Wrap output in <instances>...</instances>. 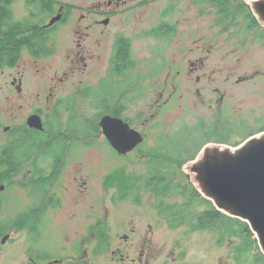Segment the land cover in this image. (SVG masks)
Segmentation results:
<instances>
[{
    "label": "flooded vegetation",
    "instance_id": "1",
    "mask_svg": "<svg viewBox=\"0 0 264 264\" xmlns=\"http://www.w3.org/2000/svg\"><path fill=\"white\" fill-rule=\"evenodd\" d=\"M189 1L211 20L178 24L176 0H169L154 24L124 30L136 0H0V230L3 221L16 228L25 222L27 264H91L87 241L113 264H149L150 239L142 240L134 226L107 242L108 191L114 186L117 201L138 204L141 193L151 192L146 171L183 173L204 148L235 147L264 132V122L239 130L242 124L234 128L229 120L230 108L244 102L242 96L232 101V91L264 72L230 70L222 44V36L248 48L263 42L264 25L247 0ZM135 104L143 106L139 113ZM147 115L175 118L157 123L151 135ZM111 118L137 130L142 141L118 152L108 139L111 128L103 126ZM133 152L143 164L129 181L133 175L124 172ZM157 213L175 228L172 214ZM55 221L70 227L64 257L35 247Z\"/></svg>",
    "mask_w": 264,
    "mask_h": 264
},
{
    "label": "rangeland",
    "instance_id": "2",
    "mask_svg": "<svg viewBox=\"0 0 264 264\" xmlns=\"http://www.w3.org/2000/svg\"><path fill=\"white\" fill-rule=\"evenodd\" d=\"M136 0L138 8L134 12L124 16V30H128L131 27H137L141 25L154 24L157 20L158 13L162 7L169 2V0ZM175 0H172L174 3ZM247 6L252 9V0L246 1ZM161 8V9H160ZM197 5H191L189 0H176L175 12L172 17L178 24H204L206 21L211 20L213 15L206 12L205 9H200ZM254 13V12H253ZM206 14H209L206 16ZM202 15L205 18H202ZM186 17V19H185ZM263 24V23H262ZM224 50L230 52V59L225 58L227 68L230 70L236 69H248L251 67H260L264 72V40L257 39L256 42L249 45V48L243 45L226 43L222 36ZM147 42L152 43V40H136V43L141 44ZM220 45V44H219ZM238 46V47H237ZM232 47H237L234 50H229ZM177 48H179L177 46ZM245 49V51H244ZM239 61L237 58L240 53H243ZM261 75V77L259 76ZM259 76V77H257ZM253 80L249 81L246 86H239L236 90L232 91V101L239 100V97H243L244 102L240 105L239 109L230 108L229 120L234 125V128H238L242 124L239 130L246 128L245 126L259 125L264 122V75L258 74ZM151 101L145 102L144 107H149ZM143 106L135 104L131 107L136 112H140ZM177 113H180L177 111ZM149 120L148 126L150 128V134L155 133V125L162 122H173V116H167L166 118H151L150 115L145 116ZM256 129V127H254ZM234 136V135H233ZM243 134H239L238 139H242ZM230 143L236 140H230ZM226 144V143H225ZM226 147L232 146L226 144ZM225 148V147H224ZM234 148V147H230ZM128 169L130 172H124V176L133 175L129 181L133 180L136 176L141 175L142 162L138 160V153L133 152L127 159ZM134 171V172H131ZM183 182L186 185L190 184L197 187V183L194 179L193 173L189 170L180 174L176 179ZM99 188L97 192L99 195L103 194L102 187L98 183ZM151 190V189H150ZM112 196V203L108 202V215L111 219V223L108 222L107 229V242L113 244L114 236L118 234H128L129 228L134 226L139 231L141 239L149 238L150 241L147 245H150L151 260L149 264H237V256L242 245V240L237 235H223L219 240L218 235L210 229L197 228L186 226L181 224L175 228H170L167 225L166 219H161L158 216V211L162 207H172L180 204L183 200V196L174 195L166 197L158 203V193L153 190L143 192L140 194V203L135 204L130 200H124V202L117 201L115 195L118 190L114 186L108 191ZM9 208L13 209L12 204H8ZM160 206V207H159ZM200 208H204L202 205ZM5 227L0 230L2 233L10 231L6 243L1 244L2 235H0V264H27V251L29 242L26 237V225L25 222H21V227L16 228L13 221H3ZM24 223V225H23ZM9 225V226H6ZM122 224V225H121ZM9 228V229H8ZM67 223H61L60 221L53 222L52 228L45 229L42 232L41 238L38 240V245L41 249L48 250V252L54 256L64 257L66 248L64 243L67 242L69 236ZM148 229V231H147ZM64 233V234H63ZM97 243L100 238V231L98 232ZM255 237L252 236V238ZM253 240V239H252ZM257 240V239H256ZM123 241V239H121ZM125 242V240H124ZM258 244V242H257ZM259 246V245H258ZM86 249L87 257H90L89 263L91 264H113L109 259V254L101 253L99 251L96 254L92 253L93 244L88 241L84 245ZM261 251L260 247L253 249V253ZM262 252V251H261ZM39 261H44V258H39Z\"/></svg>",
    "mask_w": 264,
    "mask_h": 264
},
{
    "label": "water",
    "instance_id": "3",
    "mask_svg": "<svg viewBox=\"0 0 264 264\" xmlns=\"http://www.w3.org/2000/svg\"><path fill=\"white\" fill-rule=\"evenodd\" d=\"M251 6L264 25V0H253ZM103 126L111 128L108 139L120 153L142 141V135L120 119H106ZM190 171L201 195L218 210L248 223L264 254V132L247 137L234 148H204ZM8 237L4 235L1 242Z\"/></svg>",
    "mask_w": 264,
    "mask_h": 264
},
{
    "label": "trees",
    "instance_id": "4",
    "mask_svg": "<svg viewBox=\"0 0 264 264\" xmlns=\"http://www.w3.org/2000/svg\"><path fill=\"white\" fill-rule=\"evenodd\" d=\"M180 174L146 171L143 177L145 187L158 193V202H161L164 197L183 196L180 204L160 208L165 215L168 213L173 215L174 219L168 220L169 225L176 227L184 224L191 227L207 228L215 232L219 240L223 235H237L242 240L237 264H264L263 252H252L259 246L256 238H252L254 233L248 223L218 210L211 200L200 194L195 186L177 181ZM174 175L175 179H173ZM202 205L204 208H200Z\"/></svg>",
    "mask_w": 264,
    "mask_h": 264
},
{
    "label": "bare ground",
    "instance_id": "5",
    "mask_svg": "<svg viewBox=\"0 0 264 264\" xmlns=\"http://www.w3.org/2000/svg\"><path fill=\"white\" fill-rule=\"evenodd\" d=\"M253 1V0H252ZM256 17V16H255ZM193 173V172H192ZM194 177H195V174L193 173ZM195 179V178H194Z\"/></svg>",
    "mask_w": 264,
    "mask_h": 264
}]
</instances>
